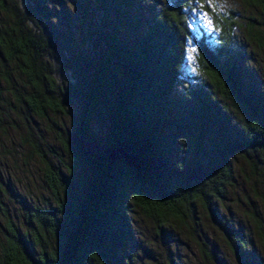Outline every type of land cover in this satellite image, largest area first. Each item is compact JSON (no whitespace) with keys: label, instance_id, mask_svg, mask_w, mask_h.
I'll list each match as a JSON object with an SVG mask.
<instances>
[{"label":"trees","instance_id":"16d2710c","mask_svg":"<svg viewBox=\"0 0 264 264\" xmlns=\"http://www.w3.org/2000/svg\"><path fill=\"white\" fill-rule=\"evenodd\" d=\"M69 1L83 10L87 30H74L64 5L57 27L47 0H0L7 18L0 23V78L10 85L12 66L25 88H13L14 99L39 117L76 108L68 135L56 134L71 164L55 167L39 152L52 200L22 205L31 232L23 238L12 227L4 264H125L132 207L160 233L169 219H193L197 206L220 227L215 206L232 181L235 154L264 155V93L229 52L232 19L220 24L216 41L199 40L197 49L207 85L243 119L231 128L224 120L208 151L199 142L192 148L201 161L186 167L170 161L158 126L192 36L186 2L172 0L147 19L136 0ZM243 3L258 12L246 19L245 37L264 54V0ZM87 37L95 42L91 49L83 45ZM225 244L237 264H247L242 235H226Z\"/></svg>","mask_w":264,"mask_h":264},{"label":"rangeland","instance_id":"374dc122","mask_svg":"<svg viewBox=\"0 0 264 264\" xmlns=\"http://www.w3.org/2000/svg\"><path fill=\"white\" fill-rule=\"evenodd\" d=\"M136 1L142 15L149 19L172 0ZM184 1L192 36L186 40L184 61L171 94V105L159 115L158 126L170 145V161L189 167L202 159L192 149L198 142L203 151H208L210 140L221 135L224 120L227 128H231L238 127L243 119L230 101L207 85L197 42L216 41L221 33L220 24L230 17L229 52L262 95L264 54L245 37L246 19H257L258 12L247 7L243 0ZM47 2L54 26L60 27L59 7L64 5L74 30L77 33L87 30L82 9L73 7L69 0ZM5 22L6 16L0 15V23ZM94 43L93 38L88 37L83 41L87 49ZM7 71L11 84L0 78V264H4L10 230L15 228L23 238L31 232L22 205L44 207L52 200L43 182L39 152L55 167L71 164L61 151L56 134L68 135L70 120L76 113L75 106H71L63 114L46 110L42 117L34 115L12 94L13 88L23 90L22 78L13 73L12 66H8ZM92 130L102 137L97 127L93 126ZM256 153H237L232 160V181L215 206L220 227L197 206L193 219L186 216L177 221L169 219L164 225L165 233H160L151 218L132 207L128 213L132 237L126 242L125 264H237L225 244V236L235 234L245 240L247 264H264V155ZM254 219L260 229L255 228ZM44 240L47 242L48 237Z\"/></svg>","mask_w":264,"mask_h":264}]
</instances>
